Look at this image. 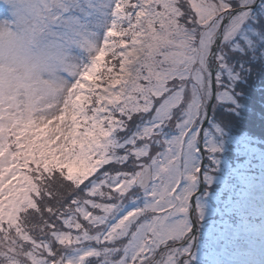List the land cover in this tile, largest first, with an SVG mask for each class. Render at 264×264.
I'll return each instance as SVG.
<instances>
[{"label":"snow or ice","instance_id":"6c2138e0","mask_svg":"<svg viewBox=\"0 0 264 264\" xmlns=\"http://www.w3.org/2000/svg\"><path fill=\"white\" fill-rule=\"evenodd\" d=\"M0 264H264V0H0Z\"/></svg>","mask_w":264,"mask_h":264},{"label":"trees","instance_id":"16d2710c","mask_svg":"<svg viewBox=\"0 0 264 264\" xmlns=\"http://www.w3.org/2000/svg\"><path fill=\"white\" fill-rule=\"evenodd\" d=\"M254 115L247 116L244 121L241 122V126L248 128L250 131L257 135H260L262 131V125L259 117L260 104L258 94H254L253 97Z\"/></svg>","mask_w":264,"mask_h":264}]
</instances>
